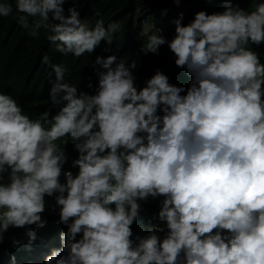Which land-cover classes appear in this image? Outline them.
I'll list each match as a JSON object with an SVG mask.
<instances>
[{"label":"clouds","instance_id":"clouds-1","mask_svg":"<svg viewBox=\"0 0 264 264\" xmlns=\"http://www.w3.org/2000/svg\"><path fill=\"white\" fill-rule=\"evenodd\" d=\"M65 2L4 0L0 16L74 57L124 27ZM184 17L171 39L144 20L139 52L167 44L188 84L158 68L141 86L137 59L113 52L95 56L92 91L52 62L36 115L0 90V240L22 227L34 242L51 206L66 227L44 264H264V0ZM150 198L158 211L135 232Z\"/></svg>","mask_w":264,"mask_h":264},{"label":"trees","instance_id":"trees-1","mask_svg":"<svg viewBox=\"0 0 264 264\" xmlns=\"http://www.w3.org/2000/svg\"><path fill=\"white\" fill-rule=\"evenodd\" d=\"M4 2V0H0ZM14 4V0H9ZM247 5L251 0H240ZM75 3L81 13V18H87L90 22L103 17L107 23L110 20H119L123 24L121 32L114 34L111 45H102L92 54L86 53L81 57L71 54L65 56L56 48L50 46L44 35L32 38L26 30L16 22L15 11L9 16H0V90L11 92L18 97L25 106V111L30 115L38 114L49 103L48 88L52 62H63L69 66V78L73 83H79L83 90L89 83L97 81L92 62L97 54L109 55L115 52L118 56H126L128 59H137L138 67L135 69L137 83L141 86L146 78L150 77L156 69L164 71L175 84H188L190 77L184 68L175 64L174 53L167 44L161 45L159 54L139 52L142 37L140 31L142 22L148 20L154 22L156 27L162 29V34L171 39L175 34L173 16L183 11L184 23L194 18V13L207 9L209 13L222 10L223 0H181V9L175 0H66L65 8ZM95 6V7H94ZM170 8L171 14L161 20V10ZM173 10V11H172ZM110 48L111 51H104ZM264 51V48H262ZM47 55L48 60H44ZM90 62V63H89ZM68 151L74 156L71 145ZM71 166V158L67 167ZM49 205L55 203L52 197L47 198ZM146 211L134 223L135 232L143 233L148 229V220L154 212L158 211L159 200L149 199L145 202ZM47 224L37 229V239L29 243L30 237L26 230L10 228L4 239L0 240V264H44V255L53 247H59L60 232L66 227L58 224L59 211L51 206L43 214ZM159 223L154 221L153 225ZM19 241V244L14 243ZM15 257L13 262L12 257Z\"/></svg>","mask_w":264,"mask_h":264},{"label":"rangeland","instance_id":"rangeland-1","mask_svg":"<svg viewBox=\"0 0 264 264\" xmlns=\"http://www.w3.org/2000/svg\"><path fill=\"white\" fill-rule=\"evenodd\" d=\"M182 5L183 4H180L178 7H176V8H174L173 10H174V12L173 13H176L177 11H178V9H181L182 8ZM172 10V11H173ZM169 14H171V13H169ZM168 14V15H169ZM168 16H167V14L165 15V13H163L162 11H161V16H160V18H161V20H164V19H166ZM177 16H173L172 17V21H174V19L176 18Z\"/></svg>","mask_w":264,"mask_h":264},{"label":"bare ground","instance_id":"bare-ground-1","mask_svg":"<svg viewBox=\"0 0 264 264\" xmlns=\"http://www.w3.org/2000/svg\"><path fill=\"white\" fill-rule=\"evenodd\" d=\"M95 7V6H94Z\"/></svg>","mask_w":264,"mask_h":264}]
</instances>
